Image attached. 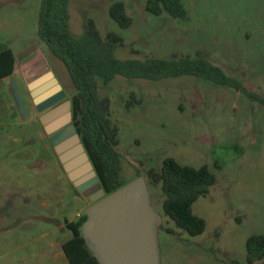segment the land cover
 <instances>
[{"label":"rangeland","instance_id":"1","mask_svg":"<svg viewBox=\"0 0 264 264\" xmlns=\"http://www.w3.org/2000/svg\"><path fill=\"white\" fill-rule=\"evenodd\" d=\"M118 0H70V26L77 37L93 21L103 41L114 34L119 60L202 58L264 97V0H181L185 17L147 10L150 0H122L132 18L121 28L109 14ZM42 0H0V52L19 59L40 47L37 24ZM71 100L76 90L64 63L41 45ZM14 78L28 114L17 108ZM0 80V264H69L62 244L72 237L67 222L92 205L69 180L39 121L29 80L21 73ZM31 82V81H30ZM29 82V83H30ZM110 100L109 121L117 129L124 185L146 177L162 217V264H249L246 243L264 235V105L213 81L182 76L148 80L116 76L97 79ZM181 165L208 166L216 184L193 205L205 219L196 237L166 216L165 194L150 170L166 158ZM172 232V233H170ZM253 264H264V260Z\"/></svg>","mask_w":264,"mask_h":264},{"label":"trees","instance_id":"2","mask_svg":"<svg viewBox=\"0 0 264 264\" xmlns=\"http://www.w3.org/2000/svg\"><path fill=\"white\" fill-rule=\"evenodd\" d=\"M163 9L175 18L185 17L181 0H150L147 10L160 15ZM70 0H42L37 24V35L52 55L66 66L76 90L72 97L73 124L81 138L100 183L110 194L124 186L121 177V155L117 129L109 121L110 100L100 97L97 79L109 84L116 76L148 80H163L182 76H195L229 86L243 93L250 100L264 105V97L248 90L240 81L229 77L222 68L198 58L119 60L114 44L120 38L108 35V41L100 37L93 21L89 20L86 31L77 37L70 26ZM110 17L124 29L131 27L133 20L126 13L122 0L116 1L109 10ZM15 57L10 48L0 52V80L13 74ZM149 178L161 184L165 194L163 209L178 229L191 237L202 235L206 221L193 212L194 203L209 194L216 184V177L208 166L199 168L181 165L175 158L164 159L160 171L150 170ZM87 219L85 213L77 221L67 222L72 237L62 244L69 264H99L92 255L81 227ZM172 233V232H170ZM247 262L253 264L264 260V235H253L246 243Z\"/></svg>","mask_w":264,"mask_h":264},{"label":"water","instance_id":"3","mask_svg":"<svg viewBox=\"0 0 264 264\" xmlns=\"http://www.w3.org/2000/svg\"><path fill=\"white\" fill-rule=\"evenodd\" d=\"M39 19V18H38ZM19 113L28 114L16 80L10 82ZM38 112L66 98L49 67L28 85ZM71 101L56 106L40 118L69 180L93 202L86 209L81 234L99 264H162V217L153 205L144 172L132 182L106 194L81 138L72 124Z\"/></svg>","mask_w":264,"mask_h":264},{"label":"crops","instance_id":"4","mask_svg":"<svg viewBox=\"0 0 264 264\" xmlns=\"http://www.w3.org/2000/svg\"><path fill=\"white\" fill-rule=\"evenodd\" d=\"M39 43H40V47L38 49H34L33 51H31L29 57H27L26 60H22V61L18 57L21 52H18L16 49H11L15 57L14 71L12 76L21 73L24 79L26 81L30 79L29 80L30 82L33 77L44 74L47 70V67L51 69L47 57L44 51L42 50V46H41L45 44L40 40ZM7 79H9V77H6L1 80H4L6 83H8Z\"/></svg>","mask_w":264,"mask_h":264},{"label":"flooded vegetation","instance_id":"5","mask_svg":"<svg viewBox=\"0 0 264 264\" xmlns=\"http://www.w3.org/2000/svg\"><path fill=\"white\" fill-rule=\"evenodd\" d=\"M30 96H31V94H30ZM31 98H32V97H31ZM32 101H33V99H32ZM65 101H71V107H72V100L63 99L62 101H60V102L57 103L56 105L50 107L49 109H47V110L44 111V112H38V111H37V112L40 114V116H39V121H40V118H41V116H42L43 114H45L46 112H48V111H50L51 109L55 108L56 106H58V105L64 103ZM35 108H36V106H35ZM36 110H37V108H36ZM71 112H72V108H71ZM72 124H73V121H72ZM43 127H44V126H43ZM44 130H45V128H44ZM45 132H46V131H45ZM48 136H49V140H50L52 134H51V135L48 134ZM52 146H53V145H52ZM53 148H54V146H53ZM54 151H55V148H54Z\"/></svg>","mask_w":264,"mask_h":264}]
</instances>
